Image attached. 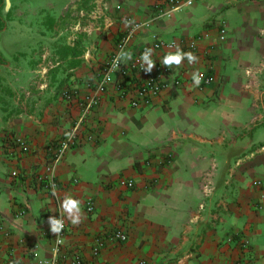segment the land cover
Segmentation results:
<instances>
[{
    "label": "crops",
    "instance_id": "1",
    "mask_svg": "<svg viewBox=\"0 0 264 264\" xmlns=\"http://www.w3.org/2000/svg\"><path fill=\"white\" fill-rule=\"evenodd\" d=\"M103 3L107 10L91 14L95 0L87 12L80 0H42V22L68 24L81 20L83 11L89 22L80 28L84 34L64 44L60 25H42V63L13 60L0 70L8 85V95L0 94V264L51 259L56 235L48 220L59 210L69 225L62 247L67 260L264 264V0H198L175 12L164 0ZM222 20L225 40L217 24ZM131 21L142 27L129 58L151 49L147 55L155 63L162 55L155 40L202 37L194 52L178 46L198 59L173 65L164 90L140 107L119 97L115 75L58 166L55 198L36 177L50 145L79 118L78 101L92 93L89 84L97 82ZM205 70L213 81L194 85L192 73ZM12 137L25 140L28 150ZM128 178L136 182L132 190L121 185ZM65 197L80 202L76 225L61 208ZM115 229L128 239L111 238ZM102 236L104 245L94 254Z\"/></svg>",
    "mask_w": 264,
    "mask_h": 264
},
{
    "label": "built area",
    "instance_id": "2",
    "mask_svg": "<svg viewBox=\"0 0 264 264\" xmlns=\"http://www.w3.org/2000/svg\"><path fill=\"white\" fill-rule=\"evenodd\" d=\"M198 0H164L165 6L169 8L170 11H180L186 7L194 5ZM96 7L92 13H101L102 11L107 10L106 5L103 3V0H95ZM158 8H161V4L155 5ZM131 26L129 29L124 32L116 43V47L109 59L107 60L105 67L99 75L96 83L89 84L90 89L92 90L91 94L86 95L83 99L78 101L80 107V115L76 120L74 126L71 128L70 132L64 138L52 143L49 147V159L44 166L43 172L38 173L36 181L43 185L46 190H48L53 197H58L60 191V182L57 178V169L59 164L64 159L67 152L77 143L79 132L88 117L89 113L97 106L99 102L100 95L104 93L107 89L109 81L114 78V76H119L116 81L117 90L119 97L127 98L131 97V105L134 107H140L148 105L151 103L152 99L155 96H158L164 88L167 86L164 78L167 76L171 67L163 64L162 61L164 56L170 52H174L177 46L182 45L184 48L190 51H196L198 41L202 37L192 38L187 41L177 42L175 40L165 41L162 39H157L153 43V48L156 50L162 51L161 57L153 64L151 70L148 71L149 64L147 61H142V54L147 49H142L136 51L133 57H128V48L134 38L136 32L142 27V23L131 21ZM218 28L220 33V39L225 40L227 35L226 23L218 21ZM125 55L119 56V53ZM251 70H247L248 74H251ZM202 73L203 84H210L213 81L212 74L205 71H200ZM127 78L136 79L134 83L130 82L125 84ZM126 79V80H123ZM13 142L17 143L18 146L22 147L23 150H28V143L19 137H12ZM14 176L18 175V170L12 172ZM121 185H123L127 190H132L135 188L136 182L134 179L128 178L121 180ZM88 210L94 212L95 205L93 202L88 203ZM58 219L63 220V229L61 232L56 235L55 244L52 248L53 256L51 259L44 261L40 264H87L84 258L81 255H74L71 260H67L62 256L63 254V242L65 234L69 230V225L67 224L64 215L61 210H59ZM110 237L123 242L128 239V234L122 229H115L110 234ZM242 245L248 244V239L241 237ZM228 240H233V236L229 237ZM104 245L103 236L98 238L95 246L93 247L94 254H97L100 248ZM140 264H146L143 260ZM234 264H241L240 262Z\"/></svg>",
    "mask_w": 264,
    "mask_h": 264
},
{
    "label": "rangeland",
    "instance_id": "3",
    "mask_svg": "<svg viewBox=\"0 0 264 264\" xmlns=\"http://www.w3.org/2000/svg\"><path fill=\"white\" fill-rule=\"evenodd\" d=\"M80 1L84 2L82 6L84 12L91 9V0ZM83 11L80 13L81 20L72 21L71 24H66L65 21L42 22V0H0V56L5 57L7 61L26 60L32 63H42V25L48 28L60 25V29L61 27L64 29L62 41L64 44L68 42L71 44L84 34L80 31L82 25L89 23ZM48 14L47 11L46 16ZM72 24L78 26V32L76 26L73 29L69 28ZM46 40H51V38ZM6 82V77L0 74V90L2 89L0 94L5 96L8 95L5 90L8 86Z\"/></svg>",
    "mask_w": 264,
    "mask_h": 264
},
{
    "label": "clouds",
    "instance_id": "4",
    "mask_svg": "<svg viewBox=\"0 0 264 264\" xmlns=\"http://www.w3.org/2000/svg\"><path fill=\"white\" fill-rule=\"evenodd\" d=\"M126 25L128 24V21H125ZM151 51V49L146 50L142 54V61H148L149 68L148 71L151 70V67L153 66L154 62L149 59L147 53ZM125 55L123 51L119 53V56ZM187 58L188 63H194L197 61V57L191 53V52H183L180 50V48L177 46L176 51L174 53L170 52L166 56H164V59L162 61L163 64L167 65L168 67H171L173 65L180 66L182 61ZM192 80L194 82V85L199 86V84L202 81V73L200 72H193L192 73ZM61 208L65 213H67L68 219L71 221L73 225H76L80 223L81 221V208H80V202L76 199H73L71 197H65L62 201ZM50 224V230L55 235H58L61 230L63 229V220L58 219L56 217H49L48 220Z\"/></svg>",
    "mask_w": 264,
    "mask_h": 264
},
{
    "label": "trees",
    "instance_id": "5",
    "mask_svg": "<svg viewBox=\"0 0 264 264\" xmlns=\"http://www.w3.org/2000/svg\"><path fill=\"white\" fill-rule=\"evenodd\" d=\"M7 62L8 61L5 57L0 56V70H1V67L4 66Z\"/></svg>",
    "mask_w": 264,
    "mask_h": 264
}]
</instances>
